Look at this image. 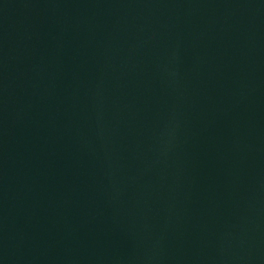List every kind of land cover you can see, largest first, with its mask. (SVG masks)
<instances>
[{"label": "water", "instance_id": "water-1", "mask_svg": "<svg viewBox=\"0 0 264 264\" xmlns=\"http://www.w3.org/2000/svg\"><path fill=\"white\" fill-rule=\"evenodd\" d=\"M0 264H264V0H0Z\"/></svg>", "mask_w": 264, "mask_h": 264}]
</instances>
